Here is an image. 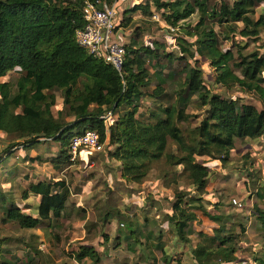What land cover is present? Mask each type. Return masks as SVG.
<instances>
[{"label":"trees","instance_id":"1","mask_svg":"<svg viewBox=\"0 0 264 264\" xmlns=\"http://www.w3.org/2000/svg\"><path fill=\"white\" fill-rule=\"evenodd\" d=\"M86 1L117 4L123 0H0V78L13 70L20 71L16 92L9 82H0V132L15 140L4 150L6 156L0 154V166L13 155L14 147L30 151L49 141L60 144L58 153L50 158L51 164L57 168L71 166L73 138L96 130L100 142L108 148L107 155L118 162L120 175L126 181L143 183L153 163L163 160V175L169 182L186 177L195 186L199 196L177 192L169 216L177 235L186 242L197 215L187 209L209 215L201 195L208 186L210 171L198 157L226 164L237 139L264 135V53H243L264 29V0H146L134 5L126 15L138 11L153 15L154 8L168 25L179 28L180 53L166 51L165 44L159 41L153 46L126 43L123 77L76 40V31L86 24ZM194 14L199 15L197 22H186ZM130 15L115 31L132 24ZM214 25L221 27L220 32ZM224 39H230L231 48L224 46ZM233 48H237V54ZM201 58L214 69L216 86H238L256 95L260 105L214 92L205 82ZM153 60L158 69L151 73L148 63ZM152 77L157 78V85L148 95L160 103L145 121L138 115ZM168 79L175 82L171 93L166 90ZM56 89L62 92L65 109L59 110L58 115L53 111L56 96L52 91ZM191 103L204 107L205 116L199 123L183 128L182 123L190 124L197 118L196 113L188 112ZM109 112L112 117L107 121L103 116ZM64 113L71 119L66 120ZM170 139L175 148L167 151ZM30 159L43 162L39 155ZM28 183L22 198L40 197L36 214L25 212L11 201L3 221H12L23 229L45 225L48 230L65 214L70 187L64 178L45 177ZM259 195L264 197V192ZM105 202L104 218L115 214L125 222V213L112 198ZM256 216L264 230V210L257 207ZM210 218L217 226L209 236L200 231L203 242L193 249L194 258L198 264L235 261L237 236L227 226L228 217ZM162 236L160 233L158 238ZM6 240L0 238V255ZM32 251L40 253L35 247ZM73 256L79 262L87 258L100 261L94 246L84 245ZM0 262L9 264L5 259Z\"/></svg>","mask_w":264,"mask_h":264},{"label":"rangeland","instance_id":"2","mask_svg":"<svg viewBox=\"0 0 264 264\" xmlns=\"http://www.w3.org/2000/svg\"><path fill=\"white\" fill-rule=\"evenodd\" d=\"M145 1H119L116 4L119 25L130 15L126 14L134 5ZM152 12L153 15L141 11L131 14L133 22L129 27H117L118 41L124 44L132 41L136 46H153L155 41H159L165 44L166 51L179 54L177 36L181 35V31L168 25L161 12L154 8ZM198 19L199 15L194 14L186 22L195 24ZM214 27L220 32V26ZM224 40V46L231 48L230 39ZM233 49L237 54V48ZM251 50L264 53V29L260 38L250 41L243 53L247 54ZM189 61L194 64L192 60ZM155 62L153 60L148 63L151 73L158 69ZM177 64L174 63V66ZM200 65L204 70L206 84L214 92L233 99L240 97L242 102L260 105L256 95L247 93L238 86H216L214 69L204 58L200 59ZM181 67L178 65V68ZM169 70L165 69V74ZM19 77L20 71L13 70L1 77L0 82H9L13 92H16ZM152 78L138 115L145 121L150 116V111L160 103L159 99L148 95L157 85V78ZM174 88L175 82L168 79L166 90L171 93ZM52 92L56 96L53 111L58 115V111L64 109L62 92L58 89ZM164 103L168 104L167 101ZM188 112L196 113L197 118L192 119L190 124L182 123L183 128L199 123L205 116V108L194 103L190 104ZM63 117L71 119L65 113ZM13 142V136L0 132V154ZM174 148L175 144L170 139L167 151ZM58 150L60 144L53 141L42 142L30 151L17 146L11 150L13 155L0 166V238H7L0 260L5 259L9 264H198L193 256V249L199 242H203L199 236L200 231L207 236L212 235L217 223L210 215H224L228 217V228L231 227L236 233L238 251L235 261L223 264H264V230L256 216L257 207L264 210V197L259 195L264 192V135L256 139H237L226 164L218 159L198 157L210 171L208 186L201 195L205 198L209 215L204 216L194 208L187 209V212H197V215L191 223L187 234L189 240L186 242L177 235L176 229L169 222V216L172 214L177 192L199 194L186 177L175 183L169 182L163 175V160L153 163L146 180L137 184L122 178L118 162L107 155L106 145L100 153L82 152L76 162L63 168L54 167L50 162L51 156L57 154ZM38 155L43 162L30 159ZM45 177L64 178L70 187L71 197L63 217L48 230L45 225L36 229H23L12 221H3L11 201L18 203L25 212L36 214L35 206L40 197L23 199L22 192L30 180L37 181ZM109 198L125 213V222L115 214L104 218L107 208L105 201ZM131 230L137 232L133 233ZM160 233L163 236L158 238ZM84 245L94 246L98 250V263L90 258L79 262L73 256ZM34 247L40 251L39 255L32 251Z\"/></svg>","mask_w":264,"mask_h":264},{"label":"built area","instance_id":"3","mask_svg":"<svg viewBox=\"0 0 264 264\" xmlns=\"http://www.w3.org/2000/svg\"><path fill=\"white\" fill-rule=\"evenodd\" d=\"M86 21L84 27L76 31L77 42L86 48L90 54L103 59L123 77L126 62V48L120 43L115 31L118 23L116 2L109 4L105 1H86L83 6ZM107 121L112 112L103 116ZM105 144L100 142L96 130H87L82 135L73 138L70 147L71 160L76 162L82 152H99Z\"/></svg>","mask_w":264,"mask_h":264},{"label":"crops","instance_id":"4","mask_svg":"<svg viewBox=\"0 0 264 264\" xmlns=\"http://www.w3.org/2000/svg\"><path fill=\"white\" fill-rule=\"evenodd\" d=\"M44 143H47V142H44ZM49 143V142H48Z\"/></svg>","mask_w":264,"mask_h":264}]
</instances>
